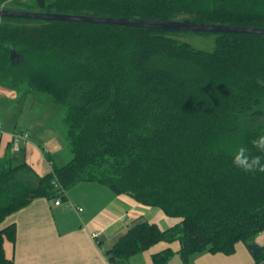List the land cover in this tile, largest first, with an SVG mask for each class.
Segmentation results:
<instances>
[{"label": "trees", "instance_id": "1", "mask_svg": "<svg viewBox=\"0 0 264 264\" xmlns=\"http://www.w3.org/2000/svg\"><path fill=\"white\" fill-rule=\"evenodd\" d=\"M2 8L264 28V0H0ZM185 33L194 32L0 18V86L64 108L73 155L44 176L0 157V264H15L5 244L17 226L7 219L37 199L65 201L81 182L182 219L166 230L135 223L106 251L110 264L162 243L152 264L231 256L264 231V173L233 164L240 147L264 155L251 143L264 135V35L214 33L208 52L174 38Z\"/></svg>", "mask_w": 264, "mask_h": 264}, {"label": "crops", "instance_id": "2", "mask_svg": "<svg viewBox=\"0 0 264 264\" xmlns=\"http://www.w3.org/2000/svg\"><path fill=\"white\" fill-rule=\"evenodd\" d=\"M17 94L0 86V157L10 153L15 162H24L37 175L44 176L54 165L64 163L52 150L57 137L53 139L37 130V123L28 120L22 112L24 109L16 118L12 117L9 105L19 98ZM17 133H28L29 138L20 141L15 149L13 137ZM139 221L166 230L182 219L170 218L162 210L143 205L128 194L116 195L102 184L81 182L67 192L66 200L60 205L53 200L37 199L10 216L6 223L16 224L17 240L5 244V254L15 264H110L106 251ZM95 233H100L98 243L93 238ZM253 244L264 248V231ZM168 246L159 244L123 264H135V258L140 263L142 260L141 264H152V256ZM180 246L176 241L170 247L178 252ZM256 255L241 243L231 256L197 253L190 256L189 264H255Z\"/></svg>", "mask_w": 264, "mask_h": 264}, {"label": "rangeland", "instance_id": "3", "mask_svg": "<svg viewBox=\"0 0 264 264\" xmlns=\"http://www.w3.org/2000/svg\"><path fill=\"white\" fill-rule=\"evenodd\" d=\"M33 3L34 0H29V4ZM174 38L179 42L190 44L197 50L211 52L215 49L216 34L214 33H185L176 35ZM17 95H19V98L12 105H9L12 117L16 118L20 114V110L24 109L22 112L28 120L30 119L33 123H37V125L34 124L37 130H42L43 134L53 137V139L57 137V139L53 140L52 150H55L58 156L64 160L62 161L64 162L63 165L67 164L73 158V155L65 139L64 108L54 103L44 94L32 93L25 95L18 93ZM235 142L238 141L230 144L233 145ZM138 255L135 256L140 257V254ZM133 261L135 264L142 263V260L140 263L138 258ZM182 263L180 256L175 255L168 264Z\"/></svg>", "mask_w": 264, "mask_h": 264}, {"label": "water", "instance_id": "4", "mask_svg": "<svg viewBox=\"0 0 264 264\" xmlns=\"http://www.w3.org/2000/svg\"><path fill=\"white\" fill-rule=\"evenodd\" d=\"M0 18H21V19H36V20H52V21H76L86 23L120 25L133 28H149L162 29L175 32H194V33H247L264 35V28L236 27L229 25L203 24L193 23L189 20L178 21H156L145 19L131 18H109L95 17L87 15H61L31 11H14L0 9ZM249 249L253 254L264 252V248L251 244Z\"/></svg>", "mask_w": 264, "mask_h": 264}, {"label": "clouds", "instance_id": "5", "mask_svg": "<svg viewBox=\"0 0 264 264\" xmlns=\"http://www.w3.org/2000/svg\"><path fill=\"white\" fill-rule=\"evenodd\" d=\"M259 153L264 154V135L251 141ZM233 164L246 173H264V155H251L247 148L240 147L233 154Z\"/></svg>", "mask_w": 264, "mask_h": 264}, {"label": "built area", "instance_id": "6", "mask_svg": "<svg viewBox=\"0 0 264 264\" xmlns=\"http://www.w3.org/2000/svg\"><path fill=\"white\" fill-rule=\"evenodd\" d=\"M11 1H13V0H11ZM24 1H27V0H24ZM0 125H1V120H0ZM0 134H1V132H0ZM28 138H29V134L28 133H17V134H15L14 137H13V143H14L15 149H18L20 141H22V140L25 141ZM55 204L56 205H60L61 204V200H56ZM99 236H100V233H95L94 236H93V238L95 240H97V243H98Z\"/></svg>", "mask_w": 264, "mask_h": 264}]
</instances>
